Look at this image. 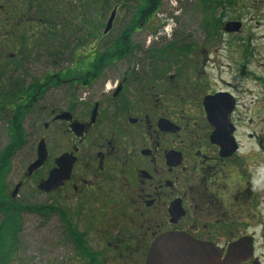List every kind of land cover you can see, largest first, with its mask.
I'll return each instance as SVG.
<instances>
[{
  "label": "flooded vegetation",
  "instance_id": "1",
  "mask_svg": "<svg viewBox=\"0 0 264 264\" xmlns=\"http://www.w3.org/2000/svg\"><path fill=\"white\" fill-rule=\"evenodd\" d=\"M116 2L0 0L2 204L23 203L27 183L49 195L47 205L67 216L66 229L58 220L73 262L81 264H146L153 245L169 234L214 246L221 262L264 264L263 79L242 76L259 83L245 92L256 100L242 105L230 89H203L198 78L187 85L190 56L222 44L218 39L241 50L243 58H232L230 72L253 58L242 4L233 9L240 12L233 16L236 28L203 36L210 39L205 48L169 47L175 59L154 56L170 65L155 71V63L135 60L139 48L131 44L148 16L138 10L143 0L124 31L109 41L119 15ZM208 20L203 34L214 23ZM121 65L127 71L119 74ZM166 77L178 84L174 97L148 83ZM222 95L232 107L209 116L204 99ZM28 141L36 143L31 160L16 170ZM40 141L46 160L28 176ZM61 156L73 162L69 178L41 192ZM50 215L58 217L55 210Z\"/></svg>",
  "mask_w": 264,
  "mask_h": 264
},
{
  "label": "rangeland",
  "instance_id": "2",
  "mask_svg": "<svg viewBox=\"0 0 264 264\" xmlns=\"http://www.w3.org/2000/svg\"><path fill=\"white\" fill-rule=\"evenodd\" d=\"M140 1L117 0L114 3L119 5V15L110 36V42L124 31L132 15V11L136 5H139ZM212 1L162 0L160 9L144 18L142 24L144 26L131 39L132 47L135 50L137 47L139 48L134 53L135 60L141 61L144 64L148 63V61L149 63H155L156 66L153 69L158 71V67H166V64L169 67L170 65L166 63L167 60L154 58V56L162 57L168 55L166 58L174 60L175 56L171 55L175 54V50L169 48L171 46L181 47L182 44H186L188 45L187 47H191V45L198 43V46L202 44L204 48L208 47L206 42L210 39L203 40V36L212 38L216 34L220 35L228 23L234 24L236 28L237 24H235L233 18L236 12L233 9L238 10V5L242 4L243 6L240 5L242 7V21L249 32V35H247L248 46L253 58L245 61L242 67L239 65L238 71L230 72V66H234L232 58H243L240 55L241 50L237 51L235 47L231 49L227 48L224 45V41L218 39L222 44L209 47L210 51L204 50V52L200 51L190 56L193 58L190 60L193 68H188L187 76L189 81L187 85L195 83L191 82V78H198L204 81L201 82V84L205 85L203 89H230L237 96L239 105L254 102L256 100L254 94L245 92L246 90L255 91L258 89L259 83L251 81L249 77L244 79L242 76L253 74L263 79L264 86V0H236V2L235 0H223V4L219 3V1ZM123 11L126 12L124 13ZM239 14L240 12L236 13V16ZM205 17L206 21L210 17V20L214 21V23L210 25L211 28L208 31H205L206 34H203L202 27L207 26L204 22ZM135 25L137 24L134 23ZM105 41L103 40L104 43ZM175 41L176 44L171 45ZM158 51L162 52L156 53ZM160 60H163L165 64L162 65ZM117 69V73L119 74L127 71L123 65L117 67ZM175 82H172L167 77L161 82L148 81L149 85L155 83L156 85L154 86L165 91L168 97L173 96V94L174 96L176 95L175 89L177 91L178 84ZM227 84L230 85L229 88ZM246 131L247 128L244 126L242 128V135ZM242 135V141H246ZM4 143V141H0L1 146ZM33 147H36V143L28 141L18 158L19 160L15 161V163L19 164L15 166L16 170L24 167L31 160V150ZM32 186V183H27L20 194L24 204L42 206L51 203L49 202V195L35 193ZM21 219L22 226L18 235V248L9 264H81L80 261L73 262L72 260V249L69 248L68 242L64 239L65 236L58 217L55 215L42 217L34 213H23L21 214Z\"/></svg>",
  "mask_w": 264,
  "mask_h": 264
},
{
  "label": "water",
  "instance_id": "3",
  "mask_svg": "<svg viewBox=\"0 0 264 264\" xmlns=\"http://www.w3.org/2000/svg\"><path fill=\"white\" fill-rule=\"evenodd\" d=\"M115 11L111 13L106 23L105 33H107L112 25ZM234 24L228 23L225 31L230 32L234 29ZM223 98L216 96L205 98L203 101L204 108L209 116H212L219 110L221 106L226 108L232 107L233 103L227 100V96ZM229 110V109H228ZM62 118H65L63 115ZM60 117V118H61ZM76 135H80V126L72 127ZM226 141H233L226 136ZM47 157L46 148L43 141H40L37 146L36 160L27 168V175L30 176L38 170ZM68 159V160H67ZM57 169L52 170L48 178L39 185V190L43 193H49L58 186H61L65 180L69 178L71 166L73 164L68 156H61L57 161ZM19 186L15 188L13 194H16ZM149 254L146 264H232L228 258L227 261H220V252L212 245L205 243H195L185 237L177 235H165L157 241Z\"/></svg>",
  "mask_w": 264,
  "mask_h": 264
},
{
  "label": "trees",
  "instance_id": "4",
  "mask_svg": "<svg viewBox=\"0 0 264 264\" xmlns=\"http://www.w3.org/2000/svg\"><path fill=\"white\" fill-rule=\"evenodd\" d=\"M142 5L138 8L144 9L147 15L152 14L160 9L162 0H143ZM219 3H224L223 0H215ZM211 8V6H210ZM208 14V13H207ZM209 16V15H208ZM206 21V17H205ZM209 20L206 21L208 23ZM135 23V22H134ZM3 196H0V214L3 219L0 223V264H9L11 259L16 254L18 248V235L22 226L21 214L23 213H34L42 217H48L53 210L56 211L58 218L65 229L68 225L67 216L64 210L58 208H51L47 204L42 206L29 205L24 203H13V206H5L2 204ZM81 238H77L75 244L81 243Z\"/></svg>",
  "mask_w": 264,
  "mask_h": 264
}]
</instances>
